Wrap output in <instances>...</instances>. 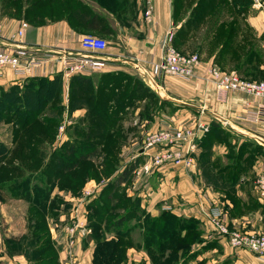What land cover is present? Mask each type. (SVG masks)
<instances>
[{
	"label": "crops",
	"instance_id": "1",
	"mask_svg": "<svg viewBox=\"0 0 264 264\" xmlns=\"http://www.w3.org/2000/svg\"><path fill=\"white\" fill-rule=\"evenodd\" d=\"M149 1L152 16L147 19L145 11L149 7ZM8 4L10 5L0 13L5 33L10 35L19 20L24 19L29 23L23 40L33 50L39 48L42 51H53V77H62L66 98L71 78L78 73L65 69L64 64L58 60L60 54L74 52L100 55L109 58L111 64L94 74L109 73L143 82L165 100L169 107L172 106V114L168 116L173 120L194 118L211 126L216 119L193 105L227 120V123L220 124L219 131L213 130L208 134L210 127L207 133L201 134L196 140L198 148L191 154L196 166L187 169L182 165L161 167L150 179L148 186H145L147 190L145 188L146 191L140 193L147 194L148 197L142 198V204L151 212H156L155 209L160 206L165 209L170 204L174 211L181 214L193 211L200 220L203 231L201 240L196 242L193 250L197 252L203 248L196 257L205 264H264V257L244 248L233 247L226 238L218 236L207 217L210 206L218 204L223 208L224 220L229 224L248 231H258L264 227V199L257 188V180L264 174V117L256 121L245 117L251 111L264 109V99L240 91L222 95L206 80L212 63L226 70L239 72L238 64L243 62H247L246 66L251 71H256L261 78L246 77L243 72H239L243 77L248 80L264 79V6L253 2L252 5L258 12L245 15L246 23L239 21L235 25V34L226 47L222 62L219 63L216 58L221 44L209 58L201 56L203 63L198 77L187 79L167 74L159 81L158 87H152L146 73L153 62L163 58L161 41L171 35L173 37L181 28V22L174 17V0H40L34 7L26 5L21 13L13 7L16 3L8 0ZM85 35L105 39L107 49L84 50L80 41ZM20 79L7 71L0 76V86ZM75 112L85 110L76 109ZM156 119L152 114V120ZM244 143H248L246 149L252 144L258 146L260 151L250 165L245 159L248 153L241 158L244 165L238 175L240 182L229 188V192L227 188H215V184L203 172L201 156L208 151V162L205 164H216L212 172L216 177L218 171L224 169L229 160L234 159L229 154L231 145L235 147L237 155ZM230 167L223 172L224 175H230ZM221 180L222 177L217 179L219 183ZM66 191L64 193L68 194ZM22 234H7L0 244V264H35L33 255L27 253L31 239L26 241ZM87 237L89 236L83 239L81 234L75 235L73 244L68 243V249L65 243H61L62 238L51 237L57 248L59 264H95L97 246L94 239ZM128 254L127 264H152L149 253L143 250L131 248Z\"/></svg>",
	"mask_w": 264,
	"mask_h": 264
},
{
	"label": "rangeland",
	"instance_id": "2",
	"mask_svg": "<svg viewBox=\"0 0 264 264\" xmlns=\"http://www.w3.org/2000/svg\"><path fill=\"white\" fill-rule=\"evenodd\" d=\"M10 1L16 3L13 7L21 13L26 5L34 7L40 0ZM234 1L236 5H232ZM252 1L227 0L229 8L217 7L214 14L217 13L221 20L227 22L231 21L230 17L234 16H237L238 22H245V15L258 12L254 9L252 5L254 1ZM197 3L198 0H187L183 3L182 9L176 12L175 20L181 22L180 26L190 18V10ZM206 3L203 2V5ZM177 4L179 6V2ZM8 5H10L8 0H0V13ZM211 20L212 17H206L197 22L194 29L192 26L191 30H187L190 26L185 27L179 37L186 41L183 45H178V49L188 54H200L205 59L212 56L215 49L223 43V39L219 36L213 38L212 35L204 38ZM253 78H261V76L257 75ZM123 80L121 86L123 89L117 94L122 93L121 97L113 95L103 100L104 92L99 85L104 83V80L102 76L93 79L86 85L84 93L85 97L91 95L92 98L78 108L85 110L80 113L70 108L71 98L74 99L75 96L74 94L69 96L68 93L66 98L64 82L60 85L57 96L41 109L36 102L28 103L33 96L30 94L32 89L30 87L36 88L37 84L27 78L0 86V97L4 91L13 92V95L7 96L9 104L2 103L3 106H0L2 110V114L0 113V143L10 147L11 150L10 157L0 162V244L4 242L7 234L20 236L23 233L26 241L32 239L33 236L49 239L51 237L62 238L61 243H65L68 249L69 244H73V237L81 234L83 239L86 236H89L88 239H94L97 246L95 264H127L131 248L149 253L152 264H205L196 257L203 248L197 252L193 250L197 240L200 239L198 232L201 227L200 220L193 211L181 214L174 211L169 202L170 205L165 206V209L160 206L155 209L156 212H151L142 204V198L147 199L148 197L147 194L140 193L145 190L150 179L160 169L150 175L146 182L140 186L136 185V170H139L146 161L144 159L146 156H138L135 149L142 146L149 135L161 129L166 122L177 125L183 120L170 118L168 114H172V106L169 107L160 96L159 99L141 84H138L137 98L129 100L131 102L120 108V101L134 86L133 81L126 78ZM14 97L17 102L14 101ZM18 102L21 103L18 104ZM152 114L157 117L156 120H152ZM95 115L100 118H95ZM39 120L51 123L43 126ZM217 121L223 123L220 120ZM24 122H31L34 125L28 127V131L23 132L20 127ZM96 123H100L99 129L92 127ZM29 131L41 135L42 138L37 140L36 137H30ZM95 143L98 149L97 155L90 157L84 164L79 162L74 173H69V168H65L62 172V168L68 167L71 163L68 159L70 156H67L70 149L78 148L84 151L87 150V145ZM66 147L68 149H65ZM258 150L260 149L251 147L243 154H249L252 151L257 153ZM229 152L236 153L235 149H230ZM132 162L135 166L132 169L130 181L127 182V180L119 185L123 189L119 188L115 196L110 193L104 196L101 192L103 187ZM226 164H236V166L233 165L231 172L239 175L241 171L235 172L236 169L241 170L242 168L238 158L234 157ZM193 166L196 164L194 163ZM103 167L105 173L102 172ZM191 172L195 173L194 170ZM86 173L90 175L86 176ZM81 175L86 176L84 180ZM67 186L72 189H66ZM73 187H80V189ZM85 187L88 188L84 189ZM18 189L21 195L17 196L14 193ZM44 190L46 192L42 196ZM64 190H67L68 194H65ZM24 191L29 193H24ZM122 193H127L131 198L126 200V196ZM121 202H124V205L119 207ZM136 204L141 208L138 207L136 215L134 212L130 215V210L136 208L134 206ZM163 210L172 211L178 218H183L181 221L172 220L171 222L173 228L179 227L180 224L186 228L181 230L182 234H185V239L179 242L184 248L179 255L171 250V246L178 245L177 241L167 243L162 251L159 249V242H152L145 237L147 224L152 223L155 217L161 216ZM124 213L131 219L119 225L116 221ZM205 215L207 216L206 213ZM193 219L199 222H194ZM45 221L47 225L44 224ZM151 232L153 235L157 234L156 229ZM40 242L42 243V240L38 241V244ZM114 242H116L115 246ZM53 248L57 251L55 245ZM36 264H46V262L39 260Z\"/></svg>",
	"mask_w": 264,
	"mask_h": 264
},
{
	"label": "built area",
	"instance_id": "3",
	"mask_svg": "<svg viewBox=\"0 0 264 264\" xmlns=\"http://www.w3.org/2000/svg\"><path fill=\"white\" fill-rule=\"evenodd\" d=\"M254 4L262 7L264 1L254 0ZM151 13L149 1L145 17L150 19ZM28 27L26 20H19L16 29L8 35L0 17V76L7 71L21 79L52 77L55 74L53 51H42L39 48L33 50L23 40ZM80 44L88 51H104L108 47L105 39L95 35H85ZM161 47L164 51L162 60L153 62L146 73L152 87H158L159 81L167 74L187 79L199 76L198 72L203 63L200 54H188L177 49L173 44L172 35L161 41ZM58 60L64 64L67 71L78 74L99 72L111 64L109 58L100 55L74 52L61 53ZM206 80L222 95L240 91L264 99V79L248 80L239 72L223 69L216 63L209 66ZM245 117L253 121L263 119L264 109L251 111ZM209 130V124L194 118L185 119L177 125L166 122L161 129L149 135L142 146L135 149L138 156H146V161L136 170V185L140 186L146 182L150 175L163 166L192 167L195 162L191 154L198 148L196 140ZM257 188L264 199V174L257 180ZM208 217L214 232L226 238L231 246L244 248L264 257V227L258 231H248L231 225L224 220L223 208L218 204L210 206Z\"/></svg>",
	"mask_w": 264,
	"mask_h": 264
},
{
	"label": "trees",
	"instance_id": "4",
	"mask_svg": "<svg viewBox=\"0 0 264 264\" xmlns=\"http://www.w3.org/2000/svg\"><path fill=\"white\" fill-rule=\"evenodd\" d=\"M187 0H174V17L176 18V12L179 9H182L183 7V3H185ZM241 1V0H240ZM177 2H179V6L177 4ZM203 2H207L206 5H203ZM253 2V1H252ZM222 3V5H220ZM236 2L234 1V4L232 5H236ZM228 2L227 0H198V3L194 6V8H192L191 11V15L190 18L181 26V28L179 29V31L177 32L176 35L173 36V44L175 45V47L178 49V45H183L185 43V39H183L182 37H179V34L185 29V27L190 26L189 29L187 30H191L195 28V24L199 21H202L203 19H205L206 17H212V20L207 28V31L205 33V37L206 38L208 35H212L213 38L214 37H222L223 39V43L221 45V48L217 54V60L218 62H222L224 58H222L224 56L225 51L227 50L226 47H228V44H230V40L232 39V37L235 34V25L238 23L237 21V16L233 17L231 21H226V20H221L220 17L218 16L217 13L214 14V12H216V8L220 7L222 9H224L225 7H227ZM181 7V8H180ZM219 8V9H220ZM229 8V7H227ZM235 12V11H234ZM233 13V12H232ZM236 13V12H235ZM214 14V15H213ZM237 15V13H236ZM101 21V19H100ZM247 62H243L242 64H238L237 70L239 72H243L244 75L246 77H255L258 75V73L256 71H251L249 69V67L246 66ZM222 67V66H221ZM223 68V67H222ZM225 69V68H223ZM97 76H102L104 83H101L99 86H101V90L104 92L103 94V100H107L109 96H113L116 95L117 97H121L120 95H117L118 92L121 89L122 86V82L124 81L123 78H126L125 76H115L114 74H103V75H97L94 73L91 74H76L73 75L70 81V87H69V96L73 95L75 96V98H71V109L72 110H76L78 108H81L83 106L84 103L90 101L92 98L91 95H89V97H85L84 93H85V87L86 85H88L89 83H91L93 81V79H95ZM130 81H133L134 86L131 87V89L128 91L126 97H124V99H122L119 103L120 108H122L124 105H126L128 102H131L129 100H132L133 98H137V91H138V84L142 85L146 90L151 91L149 87H147L143 82L133 79V78H126ZM28 80H30L31 82L37 84L36 88L30 87L31 89V95L32 99H30L28 101V103H33L36 102L39 106L40 109L45 106L48 101H51L53 98H55L57 96L58 93V89L60 87V85L63 83L62 77L55 75L54 77H34V78H29ZM125 83V82H124ZM153 92V91H151ZM159 99L160 97L153 92ZM8 95H13V92H9V91H4L0 97V106H3L2 103L9 104V100L7 98ZM28 97V96H27ZM17 100L14 97V101ZM17 102V101H15ZM163 102H166L165 100H163ZM21 102H18V104H20ZM0 113L2 114V110H0ZM95 118H100L99 116L95 115ZM218 119H216L212 124H211V130L209 131L208 134H210L213 130L215 132L219 131L221 126H220V122L217 121ZM40 121V120H39ZM42 122V125H47L49 123L44 122V121H40ZM55 122V121H54ZM34 124H31V122H24L21 127L20 130L21 131H28V127L32 126ZM100 123H96L94 125H92V127H96L97 129H99ZM101 130V129H100ZM30 132V131H29ZM30 137L35 138V139H40L41 135L34 133L33 131L30 132ZM42 138V137H41ZM231 145V144H230ZM248 143H244L240 146L238 153L236 155V153H232L229 152L231 158H238L241 162V158L244 157L245 154H243V152H246V148H247ZM250 148H259L258 146L253 147L252 144H249ZM66 146V145H65ZM96 146V147H95ZM87 150L80 149L78 150V148H72L70 149V153H68L70 156L68 157V159H70V165L68 167H63L62 168V172L65 170V168H69V173H74L75 170L77 169L79 162H81L82 164L86 163L90 157H92L93 155H97L98 149H97V145L96 143L94 145H87ZM65 149H68V147H66ZM230 149H235V147L233 145H231ZM10 147H7L6 145H4L3 143H0V162H3L4 160L6 161L7 158H9V154H10ZM260 151V150H258ZM208 151H205L204 154L201 156V166L203 167V172L204 174L207 176V178L209 177V179H211V181L215 184V188L219 189V190H223L225 188H227L228 192H229V188L234 187V185L238 182V173H233L230 171V175H224L223 172L228 169L230 166V170L233 169V165L236 166V164H228L224 169H220L217 174V176L215 177L213 175V168L216 167V164H205L208 162V159L206 158V155ZM242 152V154L240 153ZM258 153V152H257ZM255 153V151H252V153H249L248 156L245 158L248 161V165H250L254 158L255 155L257 154ZM71 158L73 160H71ZM76 159V160H75ZM139 161V160H138ZM239 163V162H238ZM241 165L243 166L244 164ZM134 162H132L129 166L125 167L115 178H113L111 181H109L102 189V194L104 196H108V193H110L111 195H116L117 190L120 188L121 190L123 189V187L119 186L121 184H123L124 182H129L130 178L132 177V169L134 168ZM200 166V165H199ZM9 167V166H8ZM242 170V168H241ZM241 170H237L235 172H240ZM102 172L105 173L104 171V167L102 169ZM46 174V173H44ZM222 174V175H221ZM90 173H86V176H89ZM232 175V177H230ZM85 175H81L82 180L85 179L86 177ZM222 180L219 183L217 181V179L221 178ZM83 182V181H82ZM66 189H69L71 187H65ZM74 189H80V187H73ZM72 189V188H71ZM115 190L113 193L112 191ZM28 191H24V193H26ZM45 190L42 194V196L45 195ZM29 193V192H28ZM15 195H21L20 194V190L18 189L17 191H15L14 193ZM36 195L38 194V190L35 193ZM126 196V200L131 198V196L127 195V193H122ZM234 200H237L236 198H233ZM124 203V202H123ZM122 202L120 203L121 205L119 207H121L122 205H124ZM137 205V206H136ZM134 205L136 208L131 209L129 214L131 215L132 212L137 213V211L139 210V208H141L140 205L136 204ZM34 205H32L33 207ZM31 207V208H32ZM103 208V205L101 206ZM134 215V216H135ZM128 219H131L126 213H124V215H120L119 219L116 221L119 225H122L124 222H126ZM172 220H175L176 222L183 220V218H178L177 216H175V213H173L172 211L169 210H163V212L161 213V216L159 217H155V219L152 221V223L147 224L146 227V232H145V237L147 240H151L152 242H159L160 244V250H164L165 245L167 243H174V242H178V245H174L171 246V250L172 251H176L177 255H179V252L182 251L184 248L182 246V244H179V242L181 240L185 239V234H182L183 229H186L184 225L180 224L179 227H174L173 228V224H171ZM194 220V219H193ZM198 220H194V222ZM40 224V223H38ZM46 224V221L44 223ZM200 224V223H199ZM155 225V227H154ZM171 225V226H170ZM172 227V228H170ZM170 228V229H169ZM156 229L157 234L153 235L152 234V230ZM200 235V239L197 240V242L199 240H201V235L203 234V231L200 227V232H198ZM43 236V235H42ZM38 244V241H41ZM116 242L118 241L115 240ZM36 242V243H35ZM116 242L113 243V245L115 246ZM35 243V245H34ZM54 244L51 241V238L49 239L48 237H40V236H33L31 241H30V248L27 250L28 254H32L33 258L32 260L35 262V264L39 261V260H44L46 262V264H59L58 258H57V251L56 249L53 248ZM32 251V252H31ZM34 251V252H33ZM115 253V252H114ZM97 259V251L95 254V261Z\"/></svg>",
	"mask_w": 264,
	"mask_h": 264
},
{
	"label": "water",
	"instance_id": "5",
	"mask_svg": "<svg viewBox=\"0 0 264 264\" xmlns=\"http://www.w3.org/2000/svg\"><path fill=\"white\" fill-rule=\"evenodd\" d=\"M193 107L197 108L198 110H201L203 113H205L207 115H210V116L214 117L215 119H218V120L222 121L223 123H227V120L224 117H222V116H220V115H218L216 113H213L211 111H208V110L203 109V108H201L199 106H196V105H193Z\"/></svg>",
	"mask_w": 264,
	"mask_h": 264
}]
</instances>
